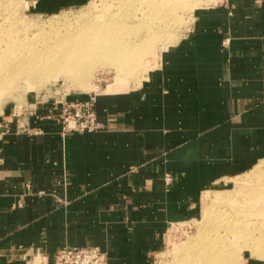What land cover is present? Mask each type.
Wrapping results in <instances>:
<instances>
[{
	"label": "crops",
	"instance_id": "obj_1",
	"mask_svg": "<svg viewBox=\"0 0 264 264\" xmlns=\"http://www.w3.org/2000/svg\"><path fill=\"white\" fill-rule=\"evenodd\" d=\"M27 1L57 14L93 0ZM198 1L139 86L96 95L104 129L65 133L54 104L0 117V264H54L66 246L157 264L206 195L264 169V0ZM258 251L243 264H264Z\"/></svg>",
	"mask_w": 264,
	"mask_h": 264
},
{
	"label": "rangeland",
	"instance_id": "obj_2",
	"mask_svg": "<svg viewBox=\"0 0 264 264\" xmlns=\"http://www.w3.org/2000/svg\"><path fill=\"white\" fill-rule=\"evenodd\" d=\"M156 1L160 4L159 2L168 0ZM172 1L177 3V0L170 2L172 3ZM178 1L180 2L177 4L181 3L182 6L177 5L178 8H175V20L172 18V21L175 22H170V19L163 26L154 20L158 33L155 35L158 36V39L148 47L144 62L134 66L132 74L129 75L123 88L139 86L151 70L157 66L160 47L167 42L175 41L190 25L193 10L199 1ZM142 4L143 7H141ZM145 6V2L141 3L138 0H93L81 8L68 9L57 14H38L27 0H0V31L3 30L0 33V45L4 46L5 43L14 41V43L22 45L19 52L26 53L32 49L31 43L48 47L50 43L69 37L72 31H76L96 12L101 15V19L103 16L110 15H119L123 18L124 13L140 15L142 9H147ZM16 33L19 35L17 36ZM60 52L62 49L57 51V53ZM71 58L73 57L71 56ZM90 63L91 65L86 64V66H90L89 73L82 75L81 72L75 76L72 71L66 69L69 68V63L66 62L64 68L61 66V60H57L54 63L56 64L55 69L45 71L39 77L36 75L34 78H24L8 83L6 90L0 94V117L8 116L9 121L19 119L23 122L32 112L44 108V106L75 102L72 99L82 95L90 97L86 101H95L98 93L118 89L115 87L119 73L113 64L106 61ZM251 177L247 181L250 182L249 185L246 186L245 183L243 192L233 193L228 197L219 195L212 200L211 197L206 196L208 199L204 202V211H206L202 215L188 222L173 225L170 229L168 249L159 257L157 264H180L189 252L194 253L200 250L202 245H200V235L208 231L210 233L212 231V234L215 235L213 228L217 218L232 223V230L229 228L225 241L230 251L239 255L229 259L228 264H243L246 258L242 254L246 248L255 249L258 253L262 247L263 255L260 258L264 259V191L254 195L249 194V190L258 187L257 183L262 181L264 176H259L262 179ZM222 198H226V200L224 199V201ZM215 200L216 202L222 201L215 205L213 204ZM211 210L213 211L211 212Z\"/></svg>",
	"mask_w": 264,
	"mask_h": 264
},
{
	"label": "bare ground",
	"instance_id": "obj_3",
	"mask_svg": "<svg viewBox=\"0 0 264 264\" xmlns=\"http://www.w3.org/2000/svg\"><path fill=\"white\" fill-rule=\"evenodd\" d=\"M138 1L145 2V7H147V9H142L140 15H137V13L126 15L124 13L123 18L119 15H110L103 16V19H101V15L96 12L76 31H72L69 37L50 43L48 47L31 43L32 49L26 53H21L19 50L22 45L14 43V41H9L4 46L0 45V94H3L10 82H17L24 78H34L36 75L39 77L45 71L55 69L56 64L54 63L57 60H61V66L64 68L66 62L69 63V68L66 69L72 71L75 76L81 72L82 75L89 73L90 66H86V64L91 65L90 62H109L116 67L117 73H119L115 88L124 87L123 85L127 82L129 75L132 74L134 66L144 62L148 47L152 46L158 39V36L155 35L158 33L156 32L154 20H157L156 22H159L160 25L163 24V26L170 19V22L172 18L175 20L174 11L175 8H178L177 5L179 4L177 3L180 2L178 0L177 3L172 1L174 3L172 4L171 0H168L161 1L158 4L156 0ZM183 2H186V0ZM179 6H182L181 3ZM141 7H143V4ZM1 31L3 30L1 29ZM58 48L62 49V52L57 53L60 50ZM10 52L13 53L10 54ZM70 58L72 59L71 62ZM263 172L262 168H257L251 178L264 176ZM245 183L239 184V188L234 194L241 192V189L244 190ZM257 184L258 187L250 189L249 194L254 195L264 191V179ZM206 196L210 198L209 194ZM224 199L226 200V198ZM219 201L222 200L217 202ZM217 202L215 200L213 204L216 205ZM212 216L214 217V215ZM213 217V220L216 219V217ZM206 219L208 220V218ZM215 221L216 224L213 228L215 235L212 234V231L200 235L201 249L194 253L189 252L180 264H228L229 259L239 255L232 250L230 251L225 241L229 228L232 230V223L222 219L218 220V218ZM260 230L262 229L260 228Z\"/></svg>",
	"mask_w": 264,
	"mask_h": 264
},
{
	"label": "built area",
	"instance_id": "obj_4",
	"mask_svg": "<svg viewBox=\"0 0 264 264\" xmlns=\"http://www.w3.org/2000/svg\"><path fill=\"white\" fill-rule=\"evenodd\" d=\"M95 101L66 102L62 105L65 133L97 132L106 126L98 120ZM54 264H108V254L98 246L63 247L55 255Z\"/></svg>",
	"mask_w": 264,
	"mask_h": 264
}]
</instances>
